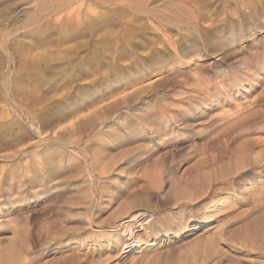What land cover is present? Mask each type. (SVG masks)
<instances>
[{"label": "rangeland", "instance_id": "1", "mask_svg": "<svg viewBox=\"0 0 264 264\" xmlns=\"http://www.w3.org/2000/svg\"><path fill=\"white\" fill-rule=\"evenodd\" d=\"M0 264H264V0H0Z\"/></svg>", "mask_w": 264, "mask_h": 264}, {"label": "bare ground", "instance_id": "2", "mask_svg": "<svg viewBox=\"0 0 264 264\" xmlns=\"http://www.w3.org/2000/svg\"><path fill=\"white\" fill-rule=\"evenodd\" d=\"M76 10H78V9H76ZM73 12H74V10H73ZM75 12H77V11H75ZM93 12V11H92ZM70 13H72V12H70ZM94 13V12H93ZM90 20V19H89ZM193 36V35H192Z\"/></svg>", "mask_w": 264, "mask_h": 264}]
</instances>
